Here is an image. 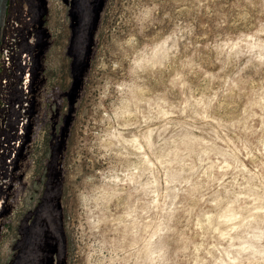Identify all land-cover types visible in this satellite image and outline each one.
Segmentation results:
<instances>
[{"label": "rangeland", "instance_id": "374dc122", "mask_svg": "<svg viewBox=\"0 0 264 264\" xmlns=\"http://www.w3.org/2000/svg\"><path fill=\"white\" fill-rule=\"evenodd\" d=\"M3 18L0 264H264V0Z\"/></svg>", "mask_w": 264, "mask_h": 264}, {"label": "water", "instance_id": "95a60500", "mask_svg": "<svg viewBox=\"0 0 264 264\" xmlns=\"http://www.w3.org/2000/svg\"><path fill=\"white\" fill-rule=\"evenodd\" d=\"M7 0H0V38H1V31H2V26L4 23V12H5V7H6Z\"/></svg>", "mask_w": 264, "mask_h": 264}, {"label": "built area", "instance_id": "2783aa9c", "mask_svg": "<svg viewBox=\"0 0 264 264\" xmlns=\"http://www.w3.org/2000/svg\"><path fill=\"white\" fill-rule=\"evenodd\" d=\"M24 87H25V89L28 88V86L26 85L25 82H24ZM27 103H28V101H27ZM4 130H6V122H5V120H1V121H0V139L3 138V136H2V132H4ZM16 185H17V184H16ZM17 186H18V185H17ZM14 188H16V187H14Z\"/></svg>", "mask_w": 264, "mask_h": 264}]
</instances>
